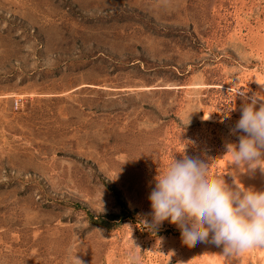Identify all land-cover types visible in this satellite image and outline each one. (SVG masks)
I'll return each mask as SVG.
<instances>
[{
	"label": "rangeland",
	"instance_id": "rangeland-1",
	"mask_svg": "<svg viewBox=\"0 0 264 264\" xmlns=\"http://www.w3.org/2000/svg\"><path fill=\"white\" fill-rule=\"evenodd\" d=\"M263 79L264 0H0V264H264L143 225L184 149L264 190L225 156Z\"/></svg>",
	"mask_w": 264,
	"mask_h": 264
},
{
	"label": "clouds",
	"instance_id": "clouds-1",
	"mask_svg": "<svg viewBox=\"0 0 264 264\" xmlns=\"http://www.w3.org/2000/svg\"><path fill=\"white\" fill-rule=\"evenodd\" d=\"M249 91L241 89L237 93L244 102L232 129L245 134L239 136L238 144L228 143L225 154L241 172L257 168L264 171V93L249 96ZM211 113L205 110L203 119ZM178 153L182 158L178 160L174 154L155 178L149 196L151 221H143L146 230L155 234L163 222L169 221L181 230L185 243L208 241L211 237L212 242L223 246L226 258L264 247V190L246 187L235 172L232 184L226 182L224 175L213 171L220 158L207 154L192 157L185 149ZM127 261L140 264L135 248L128 253Z\"/></svg>",
	"mask_w": 264,
	"mask_h": 264
},
{
	"label": "trees",
	"instance_id": "trees-1",
	"mask_svg": "<svg viewBox=\"0 0 264 264\" xmlns=\"http://www.w3.org/2000/svg\"><path fill=\"white\" fill-rule=\"evenodd\" d=\"M118 196H119V195H118ZM119 197H120V196H119ZM120 204H121V206L123 207V209L126 211V209H127V204L124 203L123 201H121V199H120ZM124 216H126V212H125Z\"/></svg>",
	"mask_w": 264,
	"mask_h": 264
},
{
	"label": "bare ground",
	"instance_id": "bare-ground-1",
	"mask_svg": "<svg viewBox=\"0 0 264 264\" xmlns=\"http://www.w3.org/2000/svg\"><path fill=\"white\" fill-rule=\"evenodd\" d=\"M264 80V79H263ZM259 84V83H258ZM260 84H261V82H260ZM262 85V84H261ZM263 86V85H262ZM201 245V244H200ZM253 249V248H252ZM240 257V256H239ZM210 258V257H209ZM236 260V259H235ZM241 260V259H240ZM248 261V260H247ZM254 261V260H253Z\"/></svg>",
	"mask_w": 264,
	"mask_h": 264
}]
</instances>
